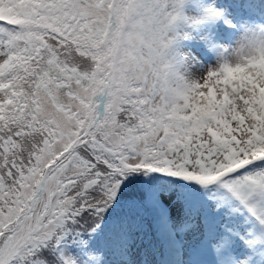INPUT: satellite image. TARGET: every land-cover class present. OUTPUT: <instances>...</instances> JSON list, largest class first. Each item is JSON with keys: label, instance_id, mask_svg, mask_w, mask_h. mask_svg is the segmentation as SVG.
<instances>
[{"label": "snow or ice", "instance_id": "obj_1", "mask_svg": "<svg viewBox=\"0 0 264 264\" xmlns=\"http://www.w3.org/2000/svg\"><path fill=\"white\" fill-rule=\"evenodd\" d=\"M0 264H264V0H0Z\"/></svg>", "mask_w": 264, "mask_h": 264}]
</instances>
